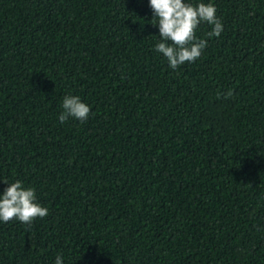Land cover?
I'll list each match as a JSON object with an SVG mask.
<instances>
[{
	"label": "trees",
	"instance_id": "16d2710c",
	"mask_svg": "<svg viewBox=\"0 0 264 264\" xmlns=\"http://www.w3.org/2000/svg\"><path fill=\"white\" fill-rule=\"evenodd\" d=\"M211 2L173 70L148 0H0V194L49 211L0 221V264H264V0Z\"/></svg>",
	"mask_w": 264,
	"mask_h": 264
},
{
	"label": "clouds",
	"instance_id": "9594fccd",
	"mask_svg": "<svg viewBox=\"0 0 264 264\" xmlns=\"http://www.w3.org/2000/svg\"><path fill=\"white\" fill-rule=\"evenodd\" d=\"M152 10L153 26L158 27L159 41L155 44V51L163 55L168 66L173 70L185 63H194L200 58L207 46V41L198 38L196 29L207 23L212 26L207 33L209 38H219L223 31L221 19L217 16V8L209 0L208 3L188 0H148ZM228 99L233 96V90L217 93L218 98ZM62 109L58 119L61 124L70 118L83 123L91 114V107L82 102L79 96L65 95L62 100ZM0 194V221L8 223L13 219L31 226L36 219L48 216V208L37 202L35 189L26 187L21 180L9 182ZM63 257L58 255L55 264H62Z\"/></svg>",
	"mask_w": 264,
	"mask_h": 264
}]
</instances>
